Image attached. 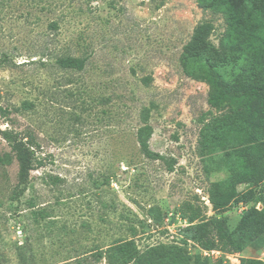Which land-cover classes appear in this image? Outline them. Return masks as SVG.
Instances as JSON below:
<instances>
[{
  "label": "rangeland",
  "instance_id": "rangeland-1",
  "mask_svg": "<svg viewBox=\"0 0 264 264\" xmlns=\"http://www.w3.org/2000/svg\"><path fill=\"white\" fill-rule=\"evenodd\" d=\"M200 22L224 52L222 17L197 0H0V132L18 133L36 160L22 180L0 134V264H118L109 247L127 241L139 255L176 247L165 264L264 262V234L206 256V237L182 231L203 224L212 240V218L231 232L262 208L246 183L225 208L210 204L227 149L209 152L202 134L232 111L209 107L208 86L183 73ZM68 57L83 69L62 67Z\"/></svg>",
  "mask_w": 264,
  "mask_h": 264
},
{
  "label": "trees",
  "instance_id": "trees-1",
  "mask_svg": "<svg viewBox=\"0 0 264 264\" xmlns=\"http://www.w3.org/2000/svg\"><path fill=\"white\" fill-rule=\"evenodd\" d=\"M197 5L212 14L220 15L224 30L220 38L219 52L207 42L213 30L211 22H200L193 30L191 39L183 47L180 64L183 73L195 81L208 86L207 104L213 109L228 107L232 116L224 115L207 127L209 152L218 147L227 149L226 168L229 177L210 191L209 200L213 211L225 208L236 198V185L246 183L259 188L254 196L261 210L250 207L240 216L233 231L229 232L224 222L212 218L215 236L212 240L203 226L189 225L182 231L193 239L206 237L204 248L222 251L234 249L235 237L251 239L264 234V0H197ZM84 60L65 58L62 67L82 70ZM144 132L150 135L149 128L140 129L137 141L146 150ZM17 160L22 180L34 169L35 153L27 143L12 130L0 132ZM217 146V147H216ZM176 247H152L147 255H139L132 241L109 247V256L118 264H165L174 261ZM216 249V250H218ZM111 252V254H110ZM146 254V253H145ZM187 260L181 258V264ZM241 264H264L259 260H243Z\"/></svg>",
  "mask_w": 264,
  "mask_h": 264
},
{
  "label": "built area",
  "instance_id": "built-area-1",
  "mask_svg": "<svg viewBox=\"0 0 264 264\" xmlns=\"http://www.w3.org/2000/svg\"><path fill=\"white\" fill-rule=\"evenodd\" d=\"M259 205H261V204H259ZM206 256H209V254H212V255H221V254H223L222 252H220V251H217L216 249L214 250H205L204 252H203Z\"/></svg>",
  "mask_w": 264,
  "mask_h": 264
}]
</instances>
